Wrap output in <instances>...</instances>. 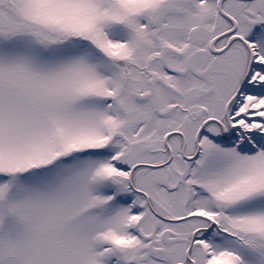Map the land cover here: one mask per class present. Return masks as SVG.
Masks as SVG:
<instances>
[{"label": "snow or ice", "instance_id": "6c2138e0", "mask_svg": "<svg viewBox=\"0 0 264 264\" xmlns=\"http://www.w3.org/2000/svg\"><path fill=\"white\" fill-rule=\"evenodd\" d=\"M0 264H264V0H0Z\"/></svg>", "mask_w": 264, "mask_h": 264}]
</instances>
